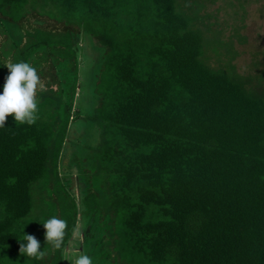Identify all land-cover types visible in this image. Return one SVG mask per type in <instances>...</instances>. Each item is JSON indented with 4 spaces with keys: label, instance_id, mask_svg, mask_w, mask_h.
<instances>
[{
    "label": "trees",
    "instance_id": "obj_1",
    "mask_svg": "<svg viewBox=\"0 0 264 264\" xmlns=\"http://www.w3.org/2000/svg\"><path fill=\"white\" fill-rule=\"evenodd\" d=\"M209 2L0 0V18L22 32L0 49V94L5 63L27 62L40 78L36 122L10 114L0 128V264H63L79 204L60 160L88 87L83 35L103 49L83 197L105 231L96 264H264V50L239 72L232 39L203 13ZM224 2L236 14L261 3ZM53 216L67 225L61 249L45 242ZM25 234L43 259L19 252Z\"/></svg>",
    "mask_w": 264,
    "mask_h": 264
},
{
    "label": "rangeland",
    "instance_id": "obj_2",
    "mask_svg": "<svg viewBox=\"0 0 264 264\" xmlns=\"http://www.w3.org/2000/svg\"><path fill=\"white\" fill-rule=\"evenodd\" d=\"M259 1L260 4L254 2L247 5L245 12L239 10V14H236L233 8L226 7L224 0H210L203 12L216 15L218 27L224 29L223 37L226 40L232 39L233 49L236 52L234 63L239 72L245 74L252 70L255 56L264 50V15L259 11L264 0ZM212 20L214 21L213 17ZM235 33L239 35L235 36ZM21 37L22 32L16 23L0 18V49L10 50L11 40L19 42ZM7 38L8 40H5ZM78 43L80 64L87 70L82 74L81 80L84 84L86 82L88 87L83 92H78L72 124L60 160L63 182L79 204V215L74 230L76 234L73 233L63 248V264H70L68 259L77 251L89 255L92 264H96L100 255L98 246L105 231L99 224L97 213L88 215L85 211L83 197L88 186V172L94 167L93 148L98 139L97 127L89 117L93 114L97 101L93 93L97 81L95 73L97 66L93 64L95 61L96 64L100 63L103 49L90 36H80ZM58 72L63 74L64 69L60 68ZM68 75L72 78L71 74ZM104 222L111 223L110 218L106 217Z\"/></svg>",
    "mask_w": 264,
    "mask_h": 264
},
{
    "label": "clouds",
    "instance_id": "obj_3",
    "mask_svg": "<svg viewBox=\"0 0 264 264\" xmlns=\"http://www.w3.org/2000/svg\"><path fill=\"white\" fill-rule=\"evenodd\" d=\"M5 64L10 74L4 91L0 94V128L6 127V120L10 114H14L16 123L34 124L38 118L36 92L40 84L37 70L27 62ZM66 227V222L55 216L47 220L44 223L45 242L50 243L55 249H61L66 236ZM25 240L27 243H20L19 252L28 258L43 259L45 252L40 250V241L31 234H25ZM68 261L70 264H92L91 257L79 251L73 253Z\"/></svg>",
    "mask_w": 264,
    "mask_h": 264
}]
</instances>
